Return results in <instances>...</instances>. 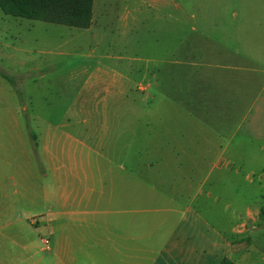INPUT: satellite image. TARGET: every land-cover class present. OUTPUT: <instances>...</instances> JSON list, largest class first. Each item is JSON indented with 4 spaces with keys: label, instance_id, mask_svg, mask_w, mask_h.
<instances>
[{
    "label": "rangeland",
    "instance_id": "1",
    "mask_svg": "<svg viewBox=\"0 0 264 264\" xmlns=\"http://www.w3.org/2000/svg\"><path fill=\"white\" fill-rule=\"evenodd\" d=\"M87 114L110 119L89 128L103 175L154 179L165 198L137 208L180 212L143 215L155 253L175 220L207 264H264V0H95L89 29L0 8V125L23 117L35 151V118L75 135ZM106 191L136 208L119 203L130 187Z\"/></svg>",
    "mask_w": 264,
    "mask_h": 264
},
{
    "label": "crops",
    "instance_id": "2",
    "mask_svg": "<svg viewBox=\"0 0 264 264\" xmlns=\"http://www.w3.org/2000/svg\"><path fill=\"white\" fill-rule=\"evenodd\" d=\"M211 84L203 85L194 103L210 105L206 92ZM256 115L254 121L259 120L260 109ZM36 119L43 124L35 151L30 131L21 124L23 117L12 115L7 127L0 125V264H81L82 260L84 264H207L208 256L191 248L183 221L171 222L170 232L159 241L163 243L159 253L151 248V238L143 237L144 214L164 213L167 219L180 214L174 209L137 208V201L142 206L144 198L156 202L164 197L156 188L144 189L155 187L154 179L116 177L112 171L103 175L95 166L89 128L110 119L87 114L82 119L87 130L75 135L54 118ZM173 142L177 154L189 148V140ZM116 182L130 187L129 193L119 195V203L135 209H111L115 197L106 187ZM217 237L221 250L224 231Z\"/></svg>",
    "mask_w": 264,
    "mask_h": 264
},
{
    "label": "trees",
    "instance_id": "3",
    "mask_svg": "<svg viewBox=\"0 0 264 264\" xmlns=\"http://www.w3.org/2000/svg\"><path fill=\"white\" fill-rule=\"evenodd\" d=\"M95 0H0L4 14L78 29L93 24ZM36 143L37 136L32 133ZM221 264H235L224 260Z\"/></svg>",
    "mask_w": 264,
    "mask_h": 264
}]
</instances>
